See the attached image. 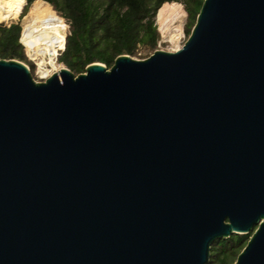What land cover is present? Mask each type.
I'll return each mask as SVG.
<instances>
[{"label": "water", "instance_id": "95a60500", "mask_svg": "<svg viewBox=\"0 0 264 264\" xmlns=\"http://www.w3.org/2000/svg\"><path fill=\"white\" fill-rule=\"evenodd\" d=\"M250 232L232 264H264V0L110 69L0 58V264H208Z\"/></svg>", "mask_w": 264, "mask_h": 264}, {"label": "trees", "instance_id": "16d2710c", "mask_svg": "<svg viewBox=\"0 0 264 264\" xmlns=\"http://www.w3.org/2000/svg\"><path fill=\"white\" fill-rule=\"evenodd\" d=\"M40 0H26L22 16ZM68 25L64 50L57 58L74 75L85 72L93 63L110 69L121 55L135 57L140 50L153 52L160 40L155 17L167 3L178 2L186 13L185 32L188 37L203 0H42ZM20 22L0 23V58L17 60L36 67L28 59L20 42ZM251 233L232 234L211 246L208 264H232Z\"/></svg>", "mask_w": 264, "mask_h": 264}, {"label": "bare ground", "instance_id": "6f19581e", "mask_svg": "<svg viewBox=\"0 0 264 264\" xmlns=\"http://www.w3.org/2000/svg\"><path fill=\"white\" fill-rule=\"evenodd\" d=\"M25 3L26 0H0V23L20 16ZM176 5L179 6L175 3L165 4L157 15L158 22L164 26V29L167 28L165 37L172 41H178L183 37L182 23L175 25L178 22L175 20L179 18L176 16ZM57 15L49 3L42 0L36 1L29 11L30 20L23 29L21 41L28 48L31 59L40 61L37 64L42 75L46 73L45 66L47 65H51L53 71L61 69L54 62L58 50L63 49L65 44L63 25ZM170 17H173L171 23H169ZM175 44L173 51L181 48L176 42Z\"/></svg>", "mask_w": 264, "mask_h": 264}, {"label": "rangeland", "instance_id": "374dc122", "mask_svg": "<svg viewBox=\"0 0 264 264\" xmlns=\"http://www.w3.org/2000/svg\"><path fill=\"white\" fill-rule=\"evenodd\" d=\"M175 4H178L179 6H175V10H176V16L179 17L178 19L175 20L178 21L176 22L175 25H178L179 23H182V33H183V37L179 38L178 41L181 40V43H180V46H182L184 44V42L186 41L187 39V35H186V32H185V26H186V13L182 7V5L178 2H174ZM26 7V6H25ZM24 7V8H25ZM51 7V6H50ZM52 8V7H51ZM24 11V9H23ZM23 11L22 13L20 14V16L16 17V18H13L12 20L8 21V22H5V23H10L11 21H17V22H20L23 26V29H24V26L29 22L30 20V17H29V12L26 16H22L23 14ZM57 15V14H56ZM58 16V15H57ZM173 17H170L169 19V23L173 22L172 20ZM61 19V22H62V25H63V34H64V37L65 34L67 35L68 34V25L66 24V22L60 17ZM180 21V22H179ZM155 22H156V25H157V29H158V32L160 34V40L158 42V45H157V48L156 50H163V51H166L167 49H171L173 48L176 44L178 43V41H172V40H169V38L165 37L166 36V31H167V28L165 27V29L163 28L164 26H162L158 20H157V17H155ZM163 28V29H162ZM24 46V45H23ZM25 48V52H26V55H27V51L28 48L26 46H24ZM154 52V51H153ZM153 52H148V51H145V50H140L138 52V54L135 56V57H131L132 59H135V60H144L146 58H148ZM30 57L32 58L31 54L29 53ZM28 57V56H27ZM37 63H39L40 61L39 60H36ZM28 66V65H27ZM30 67V66H29ZM34 76V75H33ZM251 233V232H250Z\"/></svg>", "mask_w": 264, "mask_h": 264}, {"label": "built area", "instance_id": "2783aa9c", "mask_svg": "<svg viewBox=\"0 0 264 264\" xmlns=\"http://www.w3.org/2000/svg\"><path fill=\"white\" fill-rule=\"evenodd\" d=\"M65 36H66V34H65ZM180 43H181V40L180 41H178V43H177V46L178 47H182V46H180ZM23 44V43H22ZM24 45V44H23ZM25 46V45H24ZM64 49H61V50H58V52H57V55L55 56V63H57V65L60 67V68H64V66L63 65H60L58 62H57V58H58V56L60 55V53L63 51ZM28 51V50H27ZM166 51H168V52H175V51H173V48H171V49H167ZM27 56H28V59L29 60H31L33 63H34V65H35V67H36V72H35V76H34V79L36 80V81H38V82H42V81H46L48 78H50V76H52L54 73H56V72H58L59 70H56V71H53V69H52V66L51 65H47V66H45V70H46V73L45 74H41L40 73V69H39V66H38V64H37V62L35 61V60H33V59H31V57H30V55H29V52H27Z\"/></svg>", "mask_w": 264, "mask_h": 264}]
</instances>
